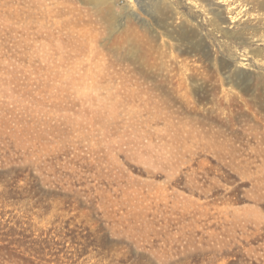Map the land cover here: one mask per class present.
<instances>
[{"label": "rangeland", "instance_id": "rangeland-1", "mask_svg": "<svg viewBox=\"0 0 264 264\" xmlns=\"http://www.w3.org/2000/svg\"><path fill=\"white\" fill-rule=\"evenodd\" d=\"M0 264H264V0H0Z\"/></svg>", "mask_w": 264, "mask_h": 264}, {"label": "bare ground", "instance_id": "bare-ground-1", "mask_svg": "<svg viewBox=\"0 0 264 264\" xmlns=\"http://www.w3.org/2000/svg\"><path fill=\"white\" fill-rule=\"evenodd\" d=\"M192 3V2H191ZM230 4V3H229ZM226 5V4H225ZM250 13V12H249ZM240 20V19H239ZM239 23V22H238Z\"/></svg>", "mask_w": 264, "mask_h": 264}]
</instances>
